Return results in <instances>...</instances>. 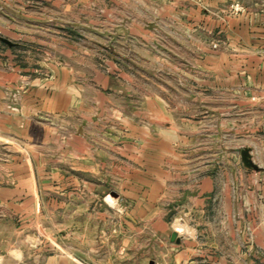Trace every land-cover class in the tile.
I'll use <instances>...</instances> for the list:
<instances>
[{"label": "crops", "instance_id": "obj_1", "mask_svg": "<svg viewBox=\"0 0 264 264\" xmlns=\"http://www.w3.org/2000/svg\"><path fill=\"white\" fill-rule=\"evenodd\" d=\"M235 1L242 12L228 10ZM3 16L0 200L40 209L49 193L60 207L64 194L115 191L124 224L168 229L175 264H264V140H236L230 117L238 107L246 122L264 94V0H14ZM17 16L29 21L17 26ZM44 32L64 36L44 44L32 35ZM80 32L103 35L101 49L75 41ZM220 32L227 50L206 46L190 63L189 79L206 88L179 93L227 104L211 99L192 115L164 83L173 69L189 80L187 59L173 51L189 37L203 51L201 36ZM244 147L259 169L244 164ZM27 254L8 247L0 264Z\"/></svg>", "mask_w": 264, "mask_h": 264}, {"label": "rangeland", "instance_id": "obj_2", "mask_svg": "<svg viewBox=\"0 0 264 264\" xmlns=\"http://www.w3.org/2000/svg\"><path fill=\"white\" fill-rule=\"evenodd\" d=\"M239 4L245 7L241 1L231 2L228 10L231 12H242L235 10L233 4ZM14 0H0V29H3L5 18L3 11L6 8H13ZM229 11V12H230ZM17 26L24 24L29 20L19 16L9 18ZM50 17H44L43 23L48 24ZM171 25L175 30H179L177 18H171ZM162 20H159V24ZM162 23V22H161ZM79 25L78 23H75ZM203 34V33H202ZM42 40L44 44L49 43L52 37L64 34L38 33L32 34ZM109 35V34H108ZM159 39L163 40V33L157 34ZM175 40H179V34H175ZM98 33L80 32L74 34V40L85 44L87 47L101 49L99 46L103 42ZM204 40L205 48L203 51L197 49L191 38H188L187 48H176L173 52L174 59H178L179 52L181 58H186L188 63V79L193 74L195 67L190 64L194 61L197 54L204 55L206 46H211L216 50H227V36L223 33H204L201 36ZM104 39H106L104 37ZM141 41H144L140 39ZM145 40H147L145 38ZM47 50H44L46 53ZM179 60V59H178ZM185 62V61H184ZM200 72L207 74L210 72L207 68L200 69ZM171 76L167 81V87L172 89L176 94L172 100L176 104L187 105L192 108V115H198L201 106L217 103L219 105L227 104V97H211L207 93L204 97L189 95L181 96L180 91H190V89H202L206 86L184 80H179V70L173 69ZM176 74V75H174ZM141 83V82H140ZM147 82L142 81L141 89H147ZM198 85V86H197ZM211 99L214 100L211 102ZM203 100V101H202ZM201 101V102H200ZM252 101L260 104L253 106L245 114L242 109L236 107L235 113L230 117L236 118L235 128L236 140H264V94L255 96ZM201 105V106H199ZM226 116V114H224ZM250 120V121H249ZM243 133L250 134L244 136ZM238 144V141H237ZM260 149H261V145ZM4 152H9L0 144V156ZM240 153L236 152V165L240 163ZM51 193L45 194L43 200L45 203L40 209L33 208L34 200L26 202L21 206H11L9 203L0 200V252L8 247H22L27 251V257L22 264H47V255L55 254L56 264H175L173 258L172 245L166 232L158 229L153 232V227H149L141 222L139 225L124 224L121 221L125 216L127 209L117 208V195L115 191L95 194H81L76 198L64 194L60 200L67 202V205L58 207L57 203L52 200ZM69 201L72 203L68 205ZM179 232L183 229L178 226ZM182 231V233H184ZM173 243L176 241H172ZM37 251L41 256L37 261L32 256ZM76 255V258L73 257ZM49 264L52 262H48Z\"/></svg>", "mask_w": 264, "mask_h": 264}, {"label": "water", "instance_id": "obj_3", "mask_svg": "<svg viewBox=\"0 0 264 264\" xmlns=\"http://www.w3.org/2000/svg\"><path fill=\"white\" fill-rule=\"evenodd\" d=\"M241 156H243L242 160H243L244 164L247 167H252V168H255V169H259L258 164L253 159L254 156L252 155L250 147H244L241 150ZM171 241H177V242L180 241L179 233H178V231L176 229L173 230V232L171 234Z\"/></svg>", "mask_w": 264, "mask_h": 264}, {"label": "built area", "instance_id": "obj_4", "mask_svg": "<svg viewBox=\"0 0 264 264\" xmlns=\"http://www.w3.org/2000/svg\"><path fill=\"white\" fill-rule=\"evenodd\" d=\"M233 7H234L235 10H243V9H245L244 6L239 5L238 3L237 4H233Z\"/></svg>", "mask_w": 264, "mask_h": 264}]
</instances>
